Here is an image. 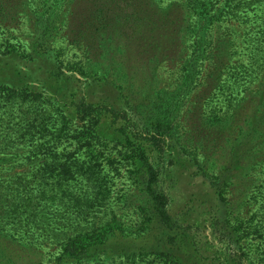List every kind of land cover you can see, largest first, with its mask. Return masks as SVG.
<instances>
[{
	"label": "rangeland",
	"instance_id": "rangeland-1",
	"mask_svg": "<svg viewBox=\"0 0 264 264\" xmlns=\"http://www.w3.org/2000/svg\"><path fill=\"white\" fill-rule=\"evenodd\" d=\"M38 1L0 0V148L14 154L9 164L0 163V178L18 181L23 173L26 179H37L28 167L35 172L54 157L66 158L73 176L63 191L43 185L47 199L39 200L33 217L18 221L10 209L0 213V248L5 249V256L14 255L13 262L2 264H52L59 251L52 231L55 227L85 228L94 236V229L104 226L111 234L101 242H113L118 241L120 230L127 233L151 226L146 220L150 201L141 159L142 154L149 155L157 163L154 142L135 129L129 135L125 134L128 127L116 130L119 122L107 115L76 111L73 104L83 94L88 95L87 101L102 98V104L110 103L119 111L129 106L132 115L147 118L148 127L160 124L165 154L180 150L175 164L181 176L176 182L166 180L173 185L167 193L173 199L175 217L198 221L207 204L181 203V198L194 192L203 199L213 193L222 197L217 204L228 227L236 228L238 220L246 219L256 207L251 193L259 191L260 181L254 180L261 167L247 173L244 156L234 167L226 168L225 163L247 131L249 114L240 108L253 109L250 114L256 118L261 113L259 122L263 119L264 129V92L257 110L253 105L259 101L256 96L249 107L244 108L241 101L231 109L219 102L218 89L220 83L224 87L234 83L237 94L264 89V68L255 70L253 76L241 68L249 61L246 24L238 19L215 21L203 42L205 52L194 53L193 38L186 30L193 8L188 0H50L54 3L50 21L42 33L34 25L36 10L37 16L41 13ZM221 5L218 0L212 10ZM157 100L176 105L172 103L175 107L162 113ZM156 115L164 121L156 123ZM95 126L100 139L88 142ZM23 132L30 134L23 138ZM241 147L247 148L242 153L251 151V158L259 159L264 138L251 144L242 141ZM33 150L35 158L26 160L24 156ZM92 170V176L87 174ZM222 172L224 184L215 181ZM36 187L39 192L40 185ZM13 225H38V230L26 234L27 240L18 239L2 228ZM141 237L136 240L140 245ZM17 240L27 246L16 245ZM256 243L251 241L249 248ZM249 251V257L257 253ZM156 259L153 255L135 261L114 257L104 264H161Z\"/></svg>",
	"mask_w": 264,
	"mask_h": 264
},
{
	"label": "trees",
	"instance_id": "trees-1",
	"mask_svg": "<svg viewBox=\"0 0 264 264\" xmlns=\"http://www.w3.org/2000/svg\"><path fill=\"white\" fill-rule=\"evenodd\" d=\"M188 1L193 8L190 9L192 19L190 22L188 21L186 30L189 36L193 38L191 44L194 53L205 52V44L203 42L207 37V33H210L208 31L213 27L215 21L238 19L246 24V38L248 40L249 61L248 64L241 68L250 76L254 75L253 72L255 70H263L264 0H221L222 5L217 11L216 9H212L213 3L218 2V0ZM53 4L54 3L50 0L38 1L39 8L37 9H40L41 13L37 16L38 13L36 10L34 17V25L37 33H42L45 30L43 27L50 21L48 16ZM218 89L222 97L219 102L225 104L228 108L232 109L236 107L238 102L241 101H243L241 104L244 108L249 107L248 102L250 99H254L255 96L259 99L258 103H253V105H257L255 106V110L262 106L261 99L263 98L261 97V93L264 92L263 87L253 92V94H248L244 90H241L237 94L239 89L234 83H228L227 87H224V85L220 83ZM225 90H227L226 94L224 93ZM10 91L16 92L18 90L11 88ZM32 94L40 95L39 92H33ZM217 95V93L214 94L213 104H216L214 100ZM87 96V94H83V96L76 99L75 104H73L75 105L74 108L76 111H80L83 115L89 116L94 112H97L95 116H100L102 114L104 116L107 115L110 119L115 120V122H119L120 125L116 130L126 131L128 127L125 134L129 135L131 130L135 129L140 135L144 133L148 137V140L154 142L153 145L157 148V154H159V158L156 161L157 163L153 164L152 162L154 160L152 161L149 155L144 156L142 154L141 159V164L144 166L142 177L144 189L150 201V216L146 220H150L148 224H151V226L150 228L139 227L136 228V230H127V233L120 230L123 235H129L131 232L134 234L133 236L129 235L123 237L121 233V235L116 237L118 241L113 242H101V240H105L111 234V231L108 230L107 232L104 226L96 227L94 229V236H91L89 230L86 232L85 228L76 230V228L72 229L67 227L66 230H57L55 227L52 231L55 233V239L56 236H58V241L55 239L54 241L57 242V246L59 245V251L54 257L52 264H104L109 258L123 257L126 258V260L135 261L137 258L144 260L146 255H153L154 259L157 258L156 261L161 264H264V153L259 159H252V154H250L251 151L243 153L241 151L247 150V148L244 149L241 147L242 141L246 142V144L247 142L251 144L256 142V139L259 137L264 138V129L261 127L263 119L259 122L261 113L256 118L255 115L250 114V111L253 109L240 108V110L246 111L249 114L247 131L236 141L235 146L232 147L226 157V168L234 167L235 162L240 161L239 159L242 156L247 159V173L254 168L256 170L257 168H262H260V175L255 177L254 180L255 182L260 181L258 185L259 191L255 194H250L256 207L246 219L238 220L236 228H230L228 227L229 224L225 217H223L224 213L220 211L217 204V201L222 200V197L216 195V193L211 194L207 199L197 197L194 192L192 195L187 196L189 198H181L182 205L191 204L192 201L197 205L199 204V206L207 204V206L199 212V219L196 223H191L190 218L175 217L177 213L173 212L171 209L173 199L167 193V188L173 185H168L167 183H171L172 180L176 182L181 176L176 174L178 165L175 164L177 163V159L181 157L180 150L173 149L165 154V149H162L164 145L161 143L162 136L160 132L163 129H161L160 124L155 125L153 128L148 127L146 124L147 118L137 115L136 113L132 115V112L130 113L128 110L129 106L125 105L123 110L119 111V109L114 108L110 103L102 104V98L95 99L94 101H87ZM168 99L170 98L168 97ZM156 102L157 104H161L160 108L162 109V113L170 111V109L176 105V102H169L168 100L162 102L157 100ZM24 113L25 115L28 114L26 111H24ZM224 113L225 112H223V114ZM262 113H264V107ZM156 117V123H162V121H164L163 116L156 115ZM100 119H98V121H100ZM25 133L28 132L21 133V137L25 138ZM90 138L92 139H89L88 142L96 140L97 143L99 141L100 134L98 132V127L96 128L95 126V128H93V133H91ZM262 142L263 141H259V143ZM35 153L34 150L28 151L27 154L25 153L26 155L24 158H26V160H32L35 158ZM247 154L250 155L247 156ZM13 156L14 154L11 149L0 148L1 164H9L11 161L10 157ZM3 160H5V162ZM68 164L66 158L60 159L59 157H54L49 161H45L35 172L30 171L28 167L27 171L31 172L33 176H37V179H26L23 173L19 175L18 181L0 178V213L10 209L12 210L10 213L18 217V221L22 219L24 221L28 216L33 217V210L36 208V204L39 200L41 198L44 199V197L47 199V196L43 194V185L52 184L57 186L60 191L65 189V183L73 176L71 167ZM1 170L2 169H0V172ZM92 171H88L87 174L92 176L95 170ZM198 171L203 174L200 169ZM220 175L223 181L221 177H216L218 181L216 179L215 181L222 184L226 183L224 173L222 172ZM167 179L168 182H166ZM206 179L208 180L209 177ZM38 185H40V193L36 190V186ZM213 185H215V182ZM196 198L200 201H196ZM23 215L25 216L22 217ZM37 226L38 225H13V227L8 229L1 227L8 235H12L19 239V237L24 238L26 234L30 235L37 232ZM148 229L149 232L146 231ZM73 230L77 232L74 233ZM139 236H143L141 237V245L136 242ZM24 240L27 239L24 238ZM254 240H258L259 243L254 244V248L250 249L249 246L252 245L251 241ZM16 245L22 247L27 246L22 241H19ZM249 250H255L257 253L249 257ZM5 255V249L0 248V258H7L6 260L0 259V264L3 262L6 263V261H14V255L8 257Z\"/></svg>",
	"mask_w": 264,
	"mask_h": 264
}]
</instances>
